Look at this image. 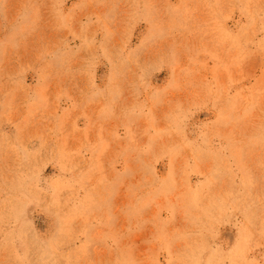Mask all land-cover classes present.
Instances as JSON below:
<instances>
[{
	"label": "rangeland",
	"instance_id": "1",
	"mask_svg": "<svg viewBox=\"0 0 264 264\" xmlns=\"http://www.w3.org/2000/svg\"><path fill=\"white\" fill-rule=\"evenodd\" d=\"M0 264H264V0H0Z\"/></svg>",
	"mask_w": 264,
	"mask_h": 264
}]
</instances>
